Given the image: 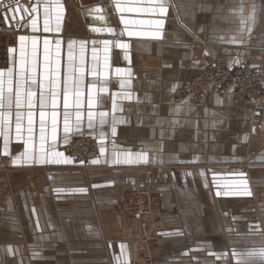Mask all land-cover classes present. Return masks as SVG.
<instances>
[{
    "label": "crops",
    "instance_id": "0c3cea01",
    "mask_svg": "<svg viewBox=\"0 0 264 264\" xmlns=\"http://www.w3.org/2000/svg\"><path fill=\"white\" fill-rule=\"evenodd\" d=\"M8 1L0 6L2 22ZM21 1L27 15L11 21L15 35L0 37L9 46V63L0 71V112L9 114L0 134V264H126L133 253L146 251L154 264H237L233 250L264 249V102L250 104L229 91L209 90L200 103L175 99L180 85L213 60L239 67L256 52L262 56L264 86V0H166L164 17L129 10L150 7L151 0H120L121 10L113 0ZM156 19L164 20L162 27L148 23ZM20 36L28 39L21 42ZM69 42H74L71 53ZM29 90L35 93L32 109ZM65 111L70 113L67 133ZM89 111L95 114L91 128ZM255 112L262 120L259 130L251 124ZM80 136L98 143L99 163L80 166L65 154L64 146ZM248 149L254 151L246 160ZM138 154L147 162H135ZM55 160L60 162H45ZM142 183L160 192L162 215L138 230L119 204L122 191ZM252 225L259 227L250 230ZM255 264L264 261L256 258Z\"/></svg>",
    "mask_w": 264,
    "mask_h": 264
},
{
    "label": "built area",
    "instance_id": "2783aa9c",
    "mask_svg": "<svg viewBox=\"0 0 264 264\" xmlns=\"http://www.w3.org/2000/svg\"><path fill=\"white\" fill-rule=\"evenodd\" d=\"M16 33L15 25H5L0 20V37L13 36ZM9 63V47L0 41V71ZM205 90L211 92L229 90L234 97L246 100H264V89L261 85V76L258 70L250 65L237 69L227 68L219 61L211 63L192 79L186 81L178 91L180 97L192 101L198 100ZM64 150L75 161L88 165L97 157V149L92 139L79 137L70 141ZM123 208L134 220H140L149 215L151 202L149 197L138 191L129 193L123 201Z\"/></svg>",
    "mask_w": 264,
    "mask_h": 264
},
{
    "label": "snow or ice",
    "instance_id": "6c2138e0",
    "mask_svg": "<svg viewBox=\"0 0 264 264\" xmlns=\"http://www.w3.org/2000/svg\"><path fill=\"white\" fill-rule=\"evenodd\" d=\"M113 2L116 4L117 6V9L118 10H121L120 9V0H113ZM0 6H3V0H0ZM130 11H137V12H150V13H153V14H157L159 15L160 17H164L166 14H167V11H168V8H167V3H166V0H151V6L150 7H137V8H134V9H129ZM18 11V9H17ZM27 11V9L25 10ZM32 11H36L35 8L32 9ZM45 12L47 13V8L45 9ZM241 12H242V8H241ZM100 19H102V17H99ZM249 20H253L254 21V15H250L248 17ZM122 23H124L125 25H127L128 23H130V21H127V20H122ZM134 23V22H133ZM140 23H144L143 21H141ZM148 23H151V24H154L156 25L158 28L159 27H162L163 26V23H164V20L163 19H156V20H152V21H148ZM246 21L242 20L241 21V30H244L245 26H246ZM33 28L35 30V21H33ZM45 31H48L49 28H48V20H47V17L45 18V28H44ZM249 31L251 30L250 28L248 29ZM107 31L111 32L112 30L111 29H107ZM129 35H133L132 32H129L128 33ZM156 35L158 36L159 33L157 32ZM20 41L23 42V41H26L28 38L25 37V36H20ZM233 43H236V41H231ZM35 43H36V40L35 38H33V45L35 46ZM73 43L74 42H69L68 44V48L70 50V53H71V49L73 47ZM104 43L107 45L109 42L108 41H104ZM44 44H45V54H46V60H47V45H48V41L45 40L44 41ZM57 44H59V41H57ZM121 47H127V45H120ZM12 51V50H10ZM238 62V61H237ZM11 69H9V73H11ZM119 71V70H117ZM4 73L0 72V77H3ZM0 83H2V80H0ZM33 83H35V81H33ZM40 88H41V94H40V133H41V139L43 140L44 139V134H45V116H46V113L44 111V108L46 107V97H45V94H44V84L41 83L40 85ZM104 89H101V91H103ZM12 89L9 88V92H11ZM35 95V93L32 91V90H29L28 93H27V96H28V99H27V107L29 109H32L33 108V96ZM77 100H76V107L79 108L81 106V101L79 100V96H80V93L79 91L77 90ZM3 94H2V89H0V109H3L4 108V103H3ZM51 106L53 109H56L57 107V93L55 90L52 91V94H51ZM15 103H16V107L19 109L22 107V103H23V99H22V96H21V91H20V88L19 86L17 87L16 89V99H15ZM11 104V98H9V106ZM63 104H64V108L65 109H68L69 108V90L67 88V86L65 87L64 89V101H63ZM94 106V99H93V96H92V92L91 90H89V95H88V107L89 109H91L92 107ZM8 113H5V112H0V134H4L3 132V124H5L7 122V118H8ZM22 113L21 112H17L16 113V131L17 133H20L21 131V117H22ZM88 127L91 128L93 127V124H92V120H93V117H94V113L92 111H89L88 112ZM100 117H101V120H100V123L103 124L104 123V116L106 115V113L104 112H101L100 114ZM51 116H52V124H53V128H52V132H53V136H55V125H56V116H57V113L56 111H53L51 113ZM69 116H70V113L65 111L64 112V131L65 133H67L69 130H70V125H69ZM27 117H28V131L31 132L32 131V122H33V113L32 111H29L27 113ZM80 119H81V113L79 111L76 112V124H75V127L77 128V130L79 129V122H80ZM113 131V134H115V127H113L112 129ZM7 136H5V153L4 154H7ZM101 154L104 153V149L101 148ZM57 156H61L62 154L61 153H57L56 154ZM140 161H143V162H147V156L145 154H138V159L137 161L135 162H140ZM16 161H13V163H15ZM45 162H56V163H59L60 161L59 160H55V161H45ZM67 162V161H65ZM128 162H133V161H128ZM91 163L93 164H97L99 163V160H93L91 161ZM221 193L218 192L217 195H220ZM225 195H227L228 193H224ZM244 195H251V192L250 191H247L245 190ZM255 227V228H258L259 226L258 225H252L250 226V230ZM123 247V246H122ZM9 251H11V249H9ZM209 254H212L211 252ZM226 253H221L220 254V257L221 258H226ZM232 255L234 258L237 259V264H255V259L256 258H259L260 260L264 261V249H261L259 251H248V252H245V253H238L236 252L235 250H233L232 252Z\"/></svg>",
    "mask_w": 264,
    "mask_h": 264
},
{
    "label": "rangeland",
    "instance_id": "374dc122",
    "mask_svg": "<svg viewBox=\"0 0 264 264\" xmlns=\"http://www.w3.org/2000/svg\"><path fill=\"white\" fill-rule=\"evenodd\" d=\"M3 43H5V42H3ZM5 44H7V43H5ZM8 45V44H7ZM9 47V46H8ZM261 53H251V55L249 56V57H247L246 58V60L244 61V64H242L241 66H239V67H228L223 61H221V60H219V59H216V60H213L212 62H210L206 67H204V68H202L201 70H199L198 72H196L192 77H190L189 79H187V80H185L181 85H180V87L178 88V91L180 90V88L182 87V85L186 82V81H188V80H190V79H192L195 75H197L200 71H202V70H204L205 68H207L211 63H213V62H215V61H219V62H221L222 64H224L227 68H230V69H237V68H241V67H244V66H246V65H250V66H253V67H255L257 70H258V72L260 73V76H261V85H262V87H263V89H264V86H263V84H262V75H261V72H260V70H259V65H260V63H261ZM135 60V59H134ZM135 62L137 63V60H135ZM136 63H135V65H136ZM138 67H140V64L138 63ZM177 91V93L175 94V99H176V101H189V102H191V103H200L201 101H202V95H201V97L198 99V100H195V101H192V100H190V99H188V98H183V97H180V94H179V92ZM226 91H229V90H226ZM218 92H225V91H218ZM230 92V91H229ZM231 93V92H230ZM232 94V93H231ZM232 96H233V94H232ZM234 97V96H233ZM234 99H242L243 101H245V102H247V103H250V104H258V103H261V102H264V100H257V101H251V100H246V99H243V98H236V97H234ZM261 123H262V120H261V116H260V114L258 113V112H255L254 114H253V116H252V118H251V124H252V127L255 129H257V130H259L260 129V127H261ZM260 133V132H259ZM80 137H87V136H80ZM75 138H79V137H75ZM75 138H73V139H75ZM88 138H90V139H92V141L95 143V146H96V149H97V157H98V154H99V149H98V143L93 139V138H91V137H88ZM72 139V140H73ZM71 140V141H72ZM258 145H260V143L258 144ZM66 146V145H65ZM64 146V147H65ZM260 147L261 146H258V150L260 149ZM63 151L65 152V154L66 155H68L67 154V152L64 150V148H63ZM254 151V149H248L247 150V152H246V160H249V157H250V155H251V153ZM69 156V155H68ZM70 157V156H69ZM96 157V158H97ZM72 158V157H71ZM95 158V159H96ZM94 159V160H95ZM72 160L74 161V163H77L78 165H80V166H84L83 164H81V163H79V162H77V161H75V159L74 158H72ZM93 161V160H92ZM87 165V164H86ZM133 191H138V193H143V194H145L146 195V197L148 196L149 197V201L151 202V209H150V212H149V215L148 216H146V217H144L143 219H140V220H134V219H132V217L130 216V214H128V212L123 208V201H125L126 199H127V197H128V195H129V193H131V192H133ZM122 194H121V199H120V206H121V210L124 212V214L127 216V219L129 218H131L132 220H134L135 221V223H138L137 224V226H136V228L138 229V230H143V227H142V225H144L145 224V222L146 223H148V222H150V221H152V220H157V221H159L160 220V218H159V216L160 215H162V211H161V195H160V192H158L157 190H155L154 188H152V187H146L145 185H144V183H142V185H139V187H137V188H135V189H129V190H124V192L122 191L121 192ZM151 213V214H150ZM154 216V218H152ZM159 218H157V217ZM147 217H149V218H147ZM154 224V223H153ZM152 224V225H153ZM154 226V225H153ZM156 226V225H155ZM142 233H143V231H142ZM141 238V237H140ZM139 244V243H138ZM135 246H137V244H135ZM137 249H135V251H136ZM137 253H133L132 255H130L131 257H130V259H128V262L126 263V264H154V256L151 254V252H148V251H146L145 253H143V254H141V253H139V255H136ZM209 262H213V261H209ZM226 262V261H225ZM225 262H223V263H221V264H224ZM214 264H215V260H214V262H213ZM226 264H227V262H226Z\"/></svg>",
    "mask_w": 264,
    "mask_h": 264
},
{
    "label": "water",
    "instance_id": "95a60500",
    "mask_svg": "<svg viewBox=\"0 0 264 264\" xmlns=\"http://www.w3.org/2000/svg\"><path fill=\"white\" fill-rule=\"evenodd\" d=\"M25 10L26 8L21 0H9L4 5V11L2 13L3 22L7 26L11 25L12 20L21 22L28 13Z\"/></svg>",
    "mask_w": 264,
    "mask_h": 264
},
{
    "label": "bare ground",
    "instance_id": "6f19581e",
    "mask_svg": "<svg viewBox=\"0 0 264 264\" xmlns=\"http://www.w3.org/2000/svg\"><path fill=\"white\" fill-rule=\"evenodd\" d=\"M151 214V213H150ZM133 219V218H132Z\"/></svg>",
    "mask_w": 264,
    "mask_h": 264
}]
</instances>
